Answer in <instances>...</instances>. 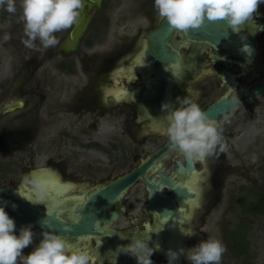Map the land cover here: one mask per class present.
I'll use <instances>...</instances> for the list:
<instances>
[{
  "label": "flooded vegetation",
  "instance_id": "flooded-vegetation-1",
  "mask_svg": "<svg viewBox=\"0 0 264 264\" xmlns=\"http://www.w3.org/2000/svg\"><path fill=\"white\" fill-rule=\"evenodd\" d=\"M87 1L80 18L96 5ZM123 1L118 3L123 4ZM122 4L101 10L102 16L94 28L97 46L110 44L115 35L119 39L118 47L112 45L106 52H101L95 50L96 45L90 39L86 40V48L92 51L90 53L82 54L78 47H73L69 57L59 63V68L77 79L75 82L72 80L76 95L70 102L59 98L53 104L68 108L70 119L74 113L80 117L90 115L81 128L76 124L77 120L71 121L70 129L75 130L73 133L69 129V143L82 146L83 149H79L82 152L84 149L101 151L104 156L99 154L88 160L76 158L71 168L68 157L62 156L58 162L52 159L47 165L25 171L28 174L41 169L53 170L64 182L73 183L71 192L62 194L54 203L46 200L45 204L35 205L42 211L56 212L59 217L74 223L81 222L83 209L100 191L142 165L149 164L144 176L140 175L118 197L103 203L93 231L67 237L76 248L88 250L97 257L96 264H137L135 257L118 253L117 247L128 244L133 238L147 240L149 236V246L154 247L158 237L166 234V226L172 219L167 218L172 211L187 202H193V206L185 225L187 232L196 235L186 236L185 249L209 239L206 229L212 221L217 223L223 199L233 193L228 188H237L239 180L250 183L246 189L240 186L246 193H240L239 200L256 195L260 200L264 198V92L246 99L264 83V3L253 19L242 25L238 32L232 28L225 30L226 38L220 42L193 39L189 33L174 31L167 44L177 52V56L165 65L152 63L147 55L150 46L146 35L155 31L162 21L153 7L154 0H135L129 15L123 16L119 13ZM135 18H147L150 20L149 27L143 29L139 22L135 29H126L130 19ZM70 38L77 37L72 38L70 34ZM140 52L143 53L142 67L148 75H144L141 68L130 69ZM131 71L135 74L133 77L130 76ZM115 88L124 90L121 99L110 93ZM139 88L140 93L132 98L131 92ZM145 93H148L146 97ZM177 97L198 103L204 111L223 101L234 102L228 112L212 118L220 125L223 150L218 148L212 156L193 160L170 147L165 134L167 113L162 105L171 103L173 107H178ZM16 101L23 102L19 99L13 102ZM28 106L31 107V103ZM22 130L31 138L36 136L37 129L29 124ZM87 132L96 137L83 145L80 138ZM31 159L35 162V157ZM21 160L19 162H23L24 170L28 163L25 165ZM6 164L0 162V166L5 168H0V187L30 202L17 192L23 187L21 181L25 174L15 180L11 175L16 172L15 169L7 165V170ZM256 166L260 171L259 177L253 174ZM192 174L196 175L194 187L188 183ZM165 197L170 201L168 214L162 213L158 204V200ZM260 200L256 205L250 201V213L254 209L260 211L256 208L262 205ZM241 201L243 206L245 200ZM58 202L61 203L59 207ZM241 225L248 226V221H241ZM235 230H228L227 236L237 237L238 241L247 244L244 237L238 239L241 234L237 228ZM42 239L43 236H34L33 243L24 249V255L30 254ZM162 250L163 247L153 254V264H168L166 253ZM183 264H190L184 256Z\"/></svg>",
  "mask_w": 264,
  "mask_h": 264
},
{
  "label": "rangeland",
  "instance_id": "rangeland-1",
  "mask_svg": "<svg viewBox=\"0 0 264 264\" xmlns=\"http://www.w3.org/2000/svg\"><path fill=\"white\" fill-rule=\"evenodd\" d=\"M119 1L101 0L99 5L91 6L89 10L92 14L91 20L79 37L71 39L72 28H70L56 34L59 39L57 46L48 49L41 48L40 51L29 49L23 43L26 37L23 31V22L20 19V0H17L18 11L16 14H9L6 10L0 9V162L7 163L4 165L7 170V165L15 169L16 172L11 173L15 180L16 178L20 179L27 169L47 165V162L52 159L58 162L62 156L68 157L70 168L77 159L88 160L99 154L104 156L101 151L84 149L82 152L79 150L83 149L82 146L69 143L71 141L69 137L71 121L77 120L76 124L81 128L88 122L90 115L84 114L83 117H80L74 113L70 119L68 108L53 104L59 98L61 101L70 102L76 95L72 83L77 79L74 78V75L62 71L59 68V63L65 57H69L73 47H78L82 54L90 53L91 50L86 48V40L90 39L94 46L96 45L94 28L97 27L96 24L99 23V18L102 16L101 10L107 6L111 9L116 8L120 3L122 4V2L118 3ZM117 4L119 5L117 6ZM134 4L135 0L123 1L122 8L119 9L120 15H129ZM86 5H88V1L84 0L82 12L86 9ZM139 22L143 29H147L150 25V20L147 18H135L130 19L126 29H135ZM6 34L10 36V39H4ZM110 42L105 47H102V44L96 45L95 50L106 52L109 46L118 47L119 45V39L115 35ZM83 78L86 81L85 75ZM27 98L29 100H26ZM18 99L23 101V107L6 112L7 104ZM29 103H31V107L28 106ZM28 124L37 129L34 138L22 130V127ZM74 130L71 131L74 133ZM93 137L96 135L87 132L80 138V141L84 145ZM31 157H35V162ZM21 159L25 165L28 163L24 170L23 162H19L22 161ZM0 168L5 169L3 166ZM70 168L69 171H71ZM9 170L11 169L9 168ZM258 173L260 171L257 167L253 174L259 177ZM241 183L239 180L237 188H228V191L231 190L233 193L231 197L223 199L217 223L214 224L212 221L210 227L206 229V236L222 240L227 246V252L223 255L221 264H264V212H256V209L251 213L249 211L250 201L256 205L260 200L259 196L238 199L240 193H246L241 190L240 186L242 185L246 189L250 185L247 182ZM241 199L245 200L243 206ZM243 220L248 221V226L241 225ZM236 228L241 234L238 239L244 237V241H247L248 250L242 255L238 254L237 237L227 236L228 230L236 231ZM241 243L242 241H238L239 246Z\"/></svg>",
  "mask_w": 264,
  "mask_h": 264
},
{
  "label": "clouds",
  "instance_id": "clouds-1",
  "mask_svg": "<svg viewBox=\"0 0 264 264\" xmlns=\"http://www.w3.org/2000/svg\"><path fill=\"white\" fill-rule=\"evenodd\" d=\"M262 3L264 0H154L153 7L158 17L166 20L171 29L187 34L203 27L206 21H224L238 32L242 25L253 19ZM83 8L84 0H20V19L26 37L24 45L34 51L57 46L59 39L56 34L77 24ZM0 9L16 14L17 0H0ZM4 39L8 40L10 36L6 34ZM177 102L178 107H173L171 103L162 105L167 113L165 134L170 147L193 160L212 156L218 148L223 150L219 123L210 118L198 103L179 97ZM21 183L30 186L35 198L25 197L18 188L19 195L34 204H45L50 191L42 177L31 172L25 174ZM7 203H0V264H96L97 257L88 250L76 248L66 235L49 230L53 227L48 210V218L41 221L48 230L42 233L39 245L30 254L24 255V249L33 243L34 232L32 226L27 225L20 229L19 235L15 233L16 223L5 211ZM71 230L68 226L64 228V232ZM182 234L188 237L196 235L183 231ZM150 239L151 236L147 240L133 238L128 244L119 245L116 251L135 257L137 264H153L152 256L161 250V246L157 243L150 247ZM226 252L227 246L222 240L209 238L189 249H168L166 256L168 264H176L181 256L190 264H221Z\"/></svg>",
  "mask_w": 264,
  "mask_h": 264
},
{
  "label": "water",
  "instance_id": "water-1",
  "mask_svg": "<svg viewBox=\"0 0 264 264\" xmlns=\"http://www.w3.org/2000/svg\"><path fill=\"white\" fill-rule=\"evenodd\" d=\"M92 4H97L101 0H89ZM89 12L85 11L83 16L79 19V22L75 24L71 29V37L76 38L86 29L89 19ZM228 25L224 21H206L204 26L198 30H192L189 32V36L193 39H209L212 41L220 42L225 39V30L229 29ZM174 29H171L166 20H162L160 26L155 30L146 35L149 40V51L147 53L150 61L158 64H169L173 61L177 52H175L167 44V40L173 35ZM264 92V83L260 84L256 90L246 99L255 97ZM110 101L113 98L110 97ZM23 105L21 101H16L8 104L7 111H13L14 109L20 108ZM234 106L233 101H223L215 104L209 109L205 110L210 118H218L224 113L228 112ZM149 164H144L141 167L133 170L127 175L114 181L96 196H94L90 202L84 208V214L82 215L81 222H68L63 218L59 217L56 212L50 213L49 220L52 224V229L55 230L58 235H66L71 237L76 234L93 231L96 227V220L98 214L103 210L101 207L103 203L109 202L114 198L118 197L123 191H125L133 182H135L140 175L144 176L147 171ZM189 167H193L192 163L189 162ZM7 201L5 211L8 212L9 216L12 217L16 223L15 233L20 232V229L24 226L31 225L32 231L35 237L43 236L42 233L47 228L43 227L41 221L48 218L47 212L42 211L35 204L28 202L27 200L21 199L16 194L8 192L7 190L0 187V203ZM17 205L13 208L12 205ZM158 204L162 213L168 214L170 211V201L167 197L159 199ZM100 211V212H99ZM65 226L70 227V232H64Z\"/></svg>",
  "mask_w": 264,
  "mask_h": 264
},
{
  "label": "bare ground",
  "instance_id": "bare-ground-1",
  "mask_svg": "<svg viewBox=\"0 0 264 264\" xmlns=\"http://www.w3.org/2000/svg\"><path fill=\"white\" fill-rule=\"evenodd\" d=\"M143 53L140 52L132 61L131 68L134 69V67H138L143 69ZM135 75L132 71L130 73V76L133 77ZM144 75H148L147 71L144 70ZM140 88L139 89H134L131 92V97L136 98L138 93H140ZM110 93H112L116 98L121 99L122 95H124V90L123 89H112L110 90ZM148 95V93H145V97ZM23 103V102H22ZM37 173L40 177H42L49 185H51V194H49V197L47 199L48 202H55L56 199L61 198L63 195L62 194H67L71 192L73 189L74 185L71 182H64L62 178L53 170H47V169H41V170H36L34 171ZM196 179V175L192 174L189 178V185L190 187H194V180ZM50 191V189H49ZM21 193H24L27 195V197L35 198L30 186L28 185H23L20 190ZM65 203V200H63ZM61 203L58 202V207ZM51 206H54V204L51 203ZM193 206V202H187L183 204V206H180L179 208L182 209L181 211H178L179 208H175L174 211H172V216L170 215L167 219L170 217L172 218L170 221V224L166 226L167 231L166 234L163 235L162 237H158V242L161 247H163L162 251L167 252L168 249L172 250H178L179 248L183 247L186 248V236L182 234L183 232H187V226L185 225V220H187L190 217V207ZM54 207L50 208L53 209ZM188 209V210H187ZM62 211V210H61ZM184 222V224H183ZM183 224V225H182ZM165 242V243H164ZM176 264H183V256L180 257L178 261H176Z\"/></svg>",
  "mask_w": 264,
  "mask_h": 264
},
{
  "label": "trees",
  "instance_id": "trees-1",
  "mask_svg": "<svg viewBox=\"0 0 264 264\" xmlns=\"http://www.w3.org/2000/svg\"><path fill=\"white\" fill-rule=\"evenodd\" d=\"M262 199H263V201H262ZM260 203L262 204V205H260V206H258V207H256L257 209H260V212H264V198H261V200H260ZM259 212V211H258ZM240 234V233H239ZM240 241H242V240H240ZM237 248H238V254L239 255H242V254H244V253H246L247 252V250H248V248H247V244L246 243H241V246H239L238 245V242H237Z\"/></svg>",
  "mask_w": 264,
  "mask_h": 264
},
{
  "label": "snow or ice",
  "instance_id": "snow-or-ice-1",
  "mask_svg": "<svg viewBox=\"0 0 264 264\" xmlns=\"http://www.w3.org/2000/svg\"><path fill=\"white\" fill-rule=\"evenodd\" d=\"M49 189H50V194H51V191H52V189H51V185H49Z\"/></svg>",
  "mask_w": 264,
  "mask_h": 264
}]
</instances>
